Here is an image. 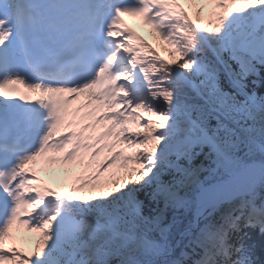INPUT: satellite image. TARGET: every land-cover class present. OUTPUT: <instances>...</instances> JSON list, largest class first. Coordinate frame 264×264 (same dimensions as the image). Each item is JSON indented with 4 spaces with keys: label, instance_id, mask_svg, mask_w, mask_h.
<instances>
[{
    "label": "snow or ice",
    "instance_id": "6c2138e0",
    "mask_svg": "<svg viewBox=\"0 0 264 264\" xmlns=\"http://www.w3.org/2000/svg\"><path fill=\"white\" fill-rule=\"evenodd\" d=\"M0 264H264V0H0Z\"/></svg>",
    "mask_w": 264,
    "mask_h": 264
},
{
    "label": "rangeland",
    "instance_id": "374dc122",
    "mask_svg": "<svg viewBox=\"0 0 264 264\" xmlns=\"http://www.w3.org/2000/svg\"><path fill=\"white\" fill-rule=\"evenodd\" d=\"M129 22H130V25H131L130 27H132L134 30H136V27H137V28L140 29L142 32H144L145 35L151 33L150 29H149L147 26L142 25L138 19H135V20H134V19H129ZM147 31H150V33L147 32ZM152 36H153V35H152V33H151V37H152Z\"/></svg>",
    "mask_w": 264,
    "mask_h": 264
}]
</instances>
